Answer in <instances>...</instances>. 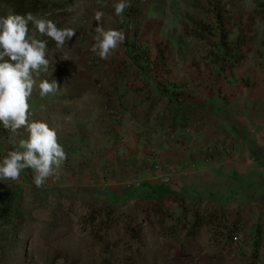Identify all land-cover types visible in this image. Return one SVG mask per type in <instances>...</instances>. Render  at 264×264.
I'll list each match as a JSON object with an SVG mask.
<instances>
[{"label": "rangeland", "instance_id": "obj_1", "mask_svg": "<svg viewBox=\"0 0 264 264\" xmlns=\"http://www.w3.org/2000/svg\"><path fill=\"white\" fill-rule=\"evenodd\" d=\"M47 3L43 16L75 35L61 49L49 39V69L34 79L38 85L55 78L60 88L41 97L34 85L29 119L56 130L66 158L59 175L39 188L31 169L22 170L15 181L0 183V264H250L238 247L239 228L200 226L195 231L185 220L165 225L162 219L172 215L166 212L156 219L159 208L152 200L165 194V187L146 186L144 192L132 188L120 198L106 189L107 170L102 168L97 178L78 162V152L96 123L90 109L93 115L97 109L99 125L117 117L115 92L128 79L145 84L168 78L170 67L192 69L196 79L202 71L249 57L255 46L264 47V0H132L122 18L113 13L115 0ZM96 11L103 13L102 27L125 34L124 43L104 60L91 51ZM258 53L264 55V50ZM18 132L0 126V153L26 138L23 128ZM90 176L96 183L88 181ZM145 204L152 207L147 215L139 212Z\"/></svg>", "mask_w": 264, "mask_h": 264}, {"label": "crops", "instance_id": "obj_2", "mask_svg": "<svg viewBox=\"0 0 264 264\" xmlns=\"http://www.w3.org/2000/svg\"><path fill=\"white\" fill-rule=\"evenodd\" d=\"M263 50L255 46L232 67L202 71L196 79L192 69L177 67L165 73L168 78L145 84L128 79L115 92L117 117L99 125L97 109L93 115L90 106L96 123L79 146L78 162L97 178L106 169V189L120 198L132 188L165 187V194L152 198L156 219L172 215L162 219L165 225L185 220L191 226L194 214L223 215L220 226L240 229L243 260L264 264ZM167 168L177 173L162 184ZM149 205L139 212L149 214Z\"/></svg>", "mask_w": 264, "mask_h": 264}, {"label": "clouds", "instance_id": "obj_3", "mask_svg": "<svg viewBox=\"0 0 264 264\" xmlns=\"http://www.w3.org/2000/svg\"><path fill=\"white\" fill-rule=\"evenodd\" d=\"M131 2L115 0L114 15L122 18ZM102 15L101 11L94 13L98 23L91 51L104 60L124 43L125 34L115 28L102 27ZM74 35L73 29L58 28L47 15L0 16V126L17 135L21 128L27 133L12 149L0 153V183L17 180L24 169L33 170L32 182L37 188L45 184L47 178L59 175L66 158L64 149L57 141L54 128L46 122L29 119L28 101L34 85L39 88L41 97L54 95L59 90L55 78L40 80L37 85L34 76L49 69L50 61L46 56L49 39L55 42L56 49H61Z\"/></svg>", "mask_w": 264, "mask_h": 264}, {"label": "trees", "instance_id": "obj_4", "mask_svg": "<svg viewBox=\"0 0 264 264\" xmlns=\"http://www.w3.org/2000/svg\"><path fill=\"white\" fill-rule=\"evenodd\" d=\"M48 5L49 4L47 3V0H0V16H6L8 14L23 15L25 13H32L33 15H36V16H43L48 10V9L46 10V6ZM202 37L204 36H201V38ZM220 45L223 46L224 45L223 42H221ZM228 51L230 50L225 49L224 53H227ZM239 60L241 59L239 58ZM221 61L224 63L227 61V59L224 60L222 58ZM236 63H238V58H235L233 62L227 63L228 64L227 68L232 67ZM220 67H225V66L224 64H222ZM222 217L223 215L217 216L214 214H207L206 216H203L202 218V216L194 214L193 223L191 225V230L194 229L196 231V229H198L202 225L220 226V219ZM101 264H111V263L108 260H104Z\"/></svg>", "mask_w": 264, "mask_h": 264}, {"label": "built area", "instance_id": "obj_5", "mask_svg": "<svg viewBox=\"0 0 264 264\" xmlns=\"http://www.w3.org/2000/svg\"><path fill=\"white\" fill-rule=\"evenodd\" d=\"M177 173V170L174 168H167V174L160 177V181L162 184H168L171 180V177ZM237 237H233L234 241H237Z\"/></svg>", "mask_w": 264, "mask_h": 264}]
</instances>
